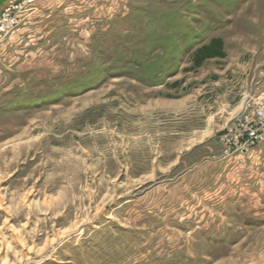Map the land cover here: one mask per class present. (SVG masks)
<instances>
[{
	"label": "rangeland",
	"instance_id": "1",
	"mask_svg": "<svg viewBox=\"0 0 264 264\" xmlns=\"http://www.w3.org/2000/svg\"><path fill=\"white\" fill-rule=\"evenodd\" d=\"M14 1L0 264H264V0Z\"/></svg>",
	"mask_w": 264,
	"mask_h": 264
},
{
	"label": "built area",
	"instance_id": "2",
	"mask_svg": "<svg viewBox=\"0 0 264 264\" xmlns=\"http://www.w3.org/2000/svg\"><path fill=\"white\" fill-rule=\"evenodd\" d=\"M35 0H22V3L30 4ZM14 0H9V7L6 8L3 17L10 21H14L11 10H15L12 6ZM15 22V21H14ZM13 22V23H14ZM2 30V27L0 28ZM245 113L236 124H232L228 129L229 138H225L227 145L226 151L238 152L240 154L248 153L249 149L264 143V100H260L258 104L245 108ZM224 140V139H222Z\"/></svg>",
	"mask_w": 264,
	"mask_h": 264
}]
</instances>
